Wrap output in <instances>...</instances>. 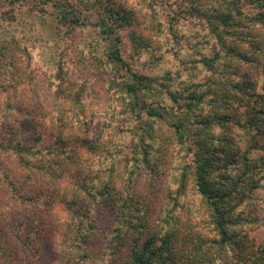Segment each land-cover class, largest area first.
Here are the masks:
<instances>
[{"label": "trees", "instance_id": "1", "mask_svg": "<svg viewBox=\"0 0 264 264\" xmlns=\"http://www.w3.org/2000/svg\"><path fill=\"white\" fill-rule=\"evenodd\" d=\"M259 190L264 0H0V264H264Z\"/></svg>", "mask_w": 264, "mask_h": 264}, {"label": "rangeland", "instance_id": "2", "mask_svg": "<svg viewBox=\"0 0 264 264\" xmlns=\"http://www.w3.org/2000/svg\"><path fill=\"white\" fill-rule=\"evenodd\" d=\"M134 7L138 8L136 5ZM250 12L254 14L255 10L252 9ZM22 18H23V21L21 23L22 26L20 27V29L13 28L11 30L12 33H19L20 30L25 31V32L26 31H36V32H39L41 36L43 37V39L45 40H51L54 38L55 26H56V20L54 19V17L40 16V15L39 16L25 15ZM7 36L8 34L4 35V37H7ZM127 50L128 49H126V51ZM39 55H40V60L45 63L48 62L51 57L50 51L45 48L39 49ZM86 76H87V79L89 78L88 80H90L94 84V90H96L97 92L96 98L102 101V99L105 96L104 91H103L105 89L104 88L105 83H101L102 85L101 84L95 85L94 76L90 73H87ZM104 122H105V118L101 119L96 115L93 116L91 119L93 131L96 132L99 128H101ZM242 136L244 137L243 134ZM243 147L247 149L248 143L246 141H244ZM256 197L259 201L264 203V192L262 190H259L256 192ZM249 211L259 216L262 222V226H263L262 232L264 233V205L261 209L257 207L249 208Z\"/></svg>", "mask_w": 264, "mask_h": 264}]
</instances>
